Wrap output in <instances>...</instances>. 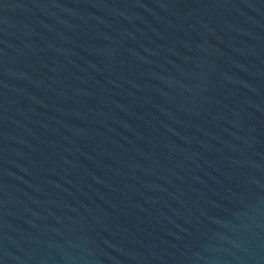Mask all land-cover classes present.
Here are the masks:
<instances>
[{
  "label": "water",
  "instance_id": "95a60500",
  "mask_svg": "<svg viewBox=\"0 0 264 264\" xmlns=\"http://www.w3.org/2000/svg\"><path fill=\"white\" fill-rule=\"evenodd\" d=\"M0 264H264V0H0Z\"/></svg>",
  "mask_w": 264,
  "mask_h": 264
}]
</instances>
